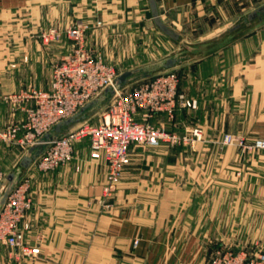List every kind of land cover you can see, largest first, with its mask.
Instances as JSON below:
<instances>
[{
  "label": "crops",
  "instance_id": "0c3cea01",
  "mask_svg": "<svg viewBox=\"0 0 264 264\" xmlns=\"http://www.w3.org/2000/svg\"><path fill=\"white\" fill-rule=\"evenodd\" d=\"M154 2L163 19L177 24L191 9L203 20L202 33L218 32L186 42L191 51L172 67L179 70L180 91L197 103L183 110L187 116L179 123L200 126L206 134L210 129V184L171 181L169 175L182 171L165 162L170 156L162 144L158 150L134 145L106 206L101 199L107 165L90 158L87 141L77 143L69 164L50 171L35 168L39 155L23 167L27 150L0 141V168L30 181L33 204L24 219L25 240L40 247L38 256L25 257L0 242V264H205L216 248L264 240V152L216 148L230 129L247 131L249 124L264 129V15L232 30L264 0ZM150 17L154 20L151 0H0V128L25 116L2 96L29 86L49 88L52 67L68 50L66 39L44 45L41 31L101 20L88 32V44L120 51ZM218 176L221 181L215 182ZM232 191L239 193L237 200L229 199Z\"/></svg>",
  "mask_w": 264,
  "mask_h": 264
},
{
  "label": "built area",
  "instance_id": "2783aa9c",
  "mask_svg": "<svg viewBox=\"0 0 264 264\" xmlns=\"http://www.w3.org/2000/svg\"><path fill=\"white\" fill-rule=\"evenodd\" d=\"M101 25V20L93 23L76 20L67 27L53 26L39 33L44 45L66 39L68 50L54 63L49 88L29 86L2 96L12 111L22 110L25 116L22 121L0 128V141L22 150L43 144L44 149L34 161L39 171L69 164L76 158L77 143L87 141L90 158L103 160L107 165L101 201L110 206L107 200L117 190L131 162L132 146L157 147L163 142L174 144L190 140L188 135L155 125L152 118L165 115L171 121L179 109L194 106L195 101L180 91V75L176 71L157 74L133 87L117 88L116 66L87 42L88 32ZM107 87H113L114 93L98 123L83 119L55 139L44 140L47 132L78 113ZM194 134L201 139L199 129H195ZM254 146L264 148V139L257 138ZM5 180L6 172L0 168V188ZM32 204L30 181L24 178L13 188L0 210V242L18 249L25 257H36L40 253L39 246L25 240L28 225L24 219ZM249 254L245 250L220 247L205 264H264L263 252H257L252 259L248 258Z\"/></svg>",
  "mask_w": 264,
  "mask_h": 264
},
{
  "label": "rangeland",
  "instance_id": "374dc122",
  "mask_svg": "<svg viewBox=\"0 0 264 264\" xmlns=\"http://www.w3.org/2000/svg\"><path fill=\"white\" fill-rule=\"evenodd\" d=\"M184 13L185 14H182L181 16L180 21H177V24L173 22L171 17L170 18L164 17V19L161 17L162 21L170 29L176 32L179 35V38L183 42L185 43L197 42L198 40L210 38L214 36L216 33H218L216 31H213L211 28L210 31H205L202 33L203 20L198 19V17H194V12L191 11V9L185 10ZM149 21L150 22L148 24L144 23L143 25L144 27L141 28L142 31L138 33V35L135 34L136 37L129 44L128 48H123L120 51L117 48L115 49V47L111 49L109 48L107 50L106 48H98L103 53L104 56L106 54L105 57H107L109 62L113 63L116 66L119 74L126 70L145 66L149 63H154L167 56L174 55V53L176 52L182 51L183 47L179 40H175L169 34L161 30L151 17ZM211 25L212 24H210V27H212ZM167 71H176L179 73V70L176 67L169 69L160 68L158 70H155L152 76ZM145 79L147 78L136 79L129 82L127 85L128 87H133L135 85L140 84ZM110 98L111 95L108 98H106L101 104L90 108L85 119L92 124L98 123L101 120L103 111L107 109ZM187 98L190 99L189 97ZM190 100L193 101L194 99L191 98ZM196 106L197 103L195 101L194 106L183 107L179 109L173 120L170 121L165 117L163 118L165 120L155 121L156 118H154L153 123L168 131L177 132L181 135L185 134L188 135V137H190V140H188L187 143H184L183 141L174 144L170 142L162 143L163 151L169 153L168 155L170 156V158L168 160H165V162L169 163L172 167L177 168V171L180 172L182 171L181 176L169 175V179L172 178L171 181L174 182V180H177L179 178L180 180H182L183 184L189 185L190 182L193 181L195 183L197 182L198 185L206 186L210 184V137H208L210 136V129H208L206 134L204 129L200 126H190V125L180 124L181 120L185 119V116H187V114L183 112V110ZM177 114H178V118L176 120ZM69 129L71 128L70 127L67 128L66 131H68ZM195 129H199V131H201L202 134L201 139H198L197 136H195L194 134ZM262 130L264 131L262 127H258V128L250 127L249 124L247 127V131H245V129H240V128H235L225 131V133L221 134L222 138L219 144L216 145L217 151L223 152L228 147H234L237 150V152H240L243 155H255L257 153L264 152V148L259 149L254 146V141L257 138L264 139ZM142 147H147V146H142ZM147 148L149 149L153 148L158 150L157 149L158 147H147ZM198 154L200 156L196 157V155ZM219 163H221V161H215L216 165ZM191 168H197L199 172L190 173L189 172L190 170L188 169ZM206 170H208V172H206ZM240 174H241L240 171L236 170L235 175L239 176ZM215 179H216L214 180L215 182L217 180L221 181L220 176L216 177ZM238 196H239L238 192L232 191L230 193L229 199L234 201L238 199ZM234 213L235 211L232 209L231 211L232 217L234 216ZM243 245L244 246H242L239 249L237 247L235 248L226 247V248L232 249L234 251H239V250L248 251L250 253L248 258L251 259L255 258L257 252L264 253V240L254 241L251 242L250 244L243 243ZM248 247H253V248H248ZM210 257L211 254L205 259V263L208 262Z\"/></svg>",
  "mask_w": 264,
  "mask_h": 264
},
{
  "label": "water",
  "instance_id": "95a60500",
  "mask_svg": "<svg viewBox=\"0 0 264 264\" xmlns=\"http://www.w3.org/2000/svg\"><path fill=\"white\" fill-rule=\"evenodd\" d=\"M152 3V9H153V16L156 25L169 34L172 38L179 40L182 42V45L184 46V50L181 52H176L174 55L167 56L159 61H156L154 63H149L145 66L137 67L134 69L126 70L122 73H120L115 81V86L117 88L126 86L129 82L136 80V79H142V78H148L153 75V72L155 70H158L160 68L164 69H169L175 66L177 63L182 62L185 58H187L188 53L191 51L190 45L187 43L183 42L180 38L179 35L174 32L172 29H170L161 19L155 2L154 0H151ZM264 15V5L256 8L255 10L251 11L240 21L238 24L234 25L232 27V30H235L239 28L242 24H251L254 20L256 19H263ZM114 93V88L113 87H107L106 89L103 90V92L87 103L84 107L81 108V110L76 113L75 115L59 122L51 131L47 132L44 136V140H53L55 139L58 135H60L63 132V129L72 124V123H77L80 122L81 120L85 119L87 116V111L95 107L99 104H101L106 98H108L110 95ZM43 149V144L40 145H35L29 148L22 158L21 165L23 167H28L32 163V161L42 152ZM7 181V182H6ZM20 182V178L15 172H10L6 174V180L2 187L0 188V210L4 203L6 202V199L8 195L11 193L13 188Z\"/></svg>",
  "mask_w": 264,
  "mask_h": 264
}]
</instances>
